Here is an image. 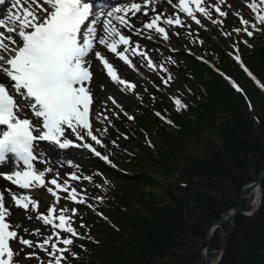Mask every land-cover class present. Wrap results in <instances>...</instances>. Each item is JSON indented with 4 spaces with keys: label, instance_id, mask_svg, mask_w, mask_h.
<instances>
[{
    "label": "snow or ice",
    "instance_id": "obj_1",
    "mask_svg": "<svg viewBox=\"0 0 264 264\" xmlns=\"http://www.w3.org/2000/svg\"><path fill=\"white\" fill-rule=\"evenodd\" d=\"M8 2L9 0H0V5H6ZM11 2L12 8L19 11L14 12L7 20L0 18V126H3L0 128V165L5 164L11 156L15 158L18 170H10V174L0 171V175L21 190L45 189L53 198V202L44 214L39 211V201L32 196L20 195L7 185H0V264H23L15 257L24 252L25 247L47 253L52 257L47 264H62L68 259L65 254L74 255L70 246L74 244L73 238H81V234L74 226L77 209L61 207L62 197L58 193H66L64 198L74 204H84L85 199L68 181L61 183L58 173L45 182L46 174L52 173L53 169L39 170L35 166L39 158L37 143L46 141L61 150L70 147L83 148L101 160H107V157L101 156L91 144L74 143L69 136L74 135L77 141H83L87 136L96 144H101V140L93 134L89 119L93 104L90 88L94 75L91 70L93 60L103 66L111 82L127 89H135L134 84L118 75L116 66L98 50L97 45L135 70L128 55L131 51L133 55L145 58L147 66L155 71L152 60L145 52L139 50L140 45L133 43L131 37L121 31L123 28L137 36L143 35L142 30L136 29L132 18H138V14L147 17L149 13L145 9L150 0H145L143 6L131 2L106 13L97 12L87 0ZM169 3H172V0H169ZM219 3L220 0H216L214 12L220 17H225L227 13L221 10ZM174 7L198 25L201 24V19L197 13L213 24L222 23L209 11L211 6L207 0H179L178 5ZM249 7L253 13H257L255 4H250ZM104 16L107 18L102 19ZM255 19L264 26V15L256 14ZM240 22L244 27L234 31H244L251 37L253 31L248 30L249 22L243 18ZM98 24L102 26L103 35L99 34ZM117 24L120 27H117ZM163 25L177 28L185 26L179 15L172 18L156 14L142 25V28L149 32L145 38L151 40L152 33H155L167 41L169 33ZM251 27L254 31L257 30L256 24ZM235 59L240 62L238 55ZM244 70L247 71L246 68ZM170 79L169 76L163 83L167 85ZM100 88L103 90L104 85H100ZM237 91H240L238 87ZM108 99L116 103L112 97ZM173 102L178 112L187 107L179 99L173 98ZM104 119L107 120V116ZM128 119L133 117L128 116ZM68 175L72 181L81 179L75 173ZM83 179L90 181L91 177L85 176ZM252 190H255V187ZM244 194L247 195V191ZM13 209L24 210L29 219L34 218L43 226H50L51 231L45 234L40 228L34 231L22 228L20 223L11 220ZM32 213H35L34 217ZM80 227L85 225L81 223ZM17 229L33 237L41 236L43 239H27L20 235ZM13 243L21 247L14 248L11 246ZM25 256L36 257V252H26Z\"/></svg>",
    "mask_w": 264,
    "mask_h": 264
},
{
    "label": "rangeland",
    "instance_id": "obj_2",
    "mask_svg": "<svg viewBox=\"0 0 264 264\" xmlns=\"http://www.w3.org/2000/svg\"><path fill=\"white\" fill-rule=\"evenodd\" d=\"M207 2L213 5V7H209V11L213 12V16H219L214 12V7L216 6V0H207ZM250 2L251 0H220L219 6L221 7L222 11L231 10L233 13H236L241 8L249 5ZM167 10H168V17L174 18L175 16H177L175 13H173L174 10L173 8L169 7L167 8ZM197 15L203 23L206 22V19L200 17L198 13ZM242 18L249 22L248 25H252L255 22L253 19H249L246 17H242ZM181 20L184 21V24H186L184 30L186 31L187 36L193 35L196 32V30L200 31V29H197L198 26H195L191 22L189 23L187 19H181ZM240 21L241 18L237 20L235 24L236 29H240L243 27ZM201 29L207 38L213 36L210 41L211 45L206 47L205 51L203 52L204 56L214 64L216 62L226 63L228 58L231 68H226L225 70L228 72V75L232 80V82L230 83L235 85L233 89L234 92L241 95L245 99L246 103H247L246 99H248L249 102L247 105H249L250 103H252L253 105V107L249 109L250 114L244 111L245 107L239 101H237L236 104L237 107L236 110H234L235 107L233 103L235 102V100H233L232 97L229 95H222L221 105L218 107V111H217L218 124L221 125L222 127L226 125L227 127H234V128L238 127L237 128L238 137L236 138L235 143L232 144L227 141L223 143L224 140L221 137L220 138L217 137L216 131L212 129L208 130L209 128H211V124H209L204 129L201 130V133L204 135V137H206V139L210 140V143L214 141L216 144L220 145V151L218 152H210L205 154L204 153L205 146H201L202 144H204L203 142L191 149H186V150L182 149L181 152H176L174 157H180L179 164L177 163L172 164L171 162L165 168L159 166H153L152 164L154 161H151L149 164L143 165L142 167H137V162L136 163L127 162L124 164V159L115 157V154H112L110 156V158H113V160L117 163L118 166H121L127 171L131 169L132 170L145 169L149 173L153 174V176L159 179L163 184L170 183L168 180L164 179L165 176H171L172 178H174L172 180V183L175 184L181 183L183 181L190 182L187 179H188V175L191 173L199 175V174H205L208 172H215L216 170H219L220 173H224L225 175L229 176V180H228L229 187L224 186L221 183V181H220V185L192 184L189 188L185 190L175 189L174 185L164 186V185H156L150 182L148 184L140 185V191L138 192L141 193L143 199V203L141 205L144 206L146 203V206L144 207L143 211L146 214L148 211L149 216L152 219H154L153 215L155 214L160 219H164V218L170 219L171 213L170 211L166 210L168 207H170L172 211H174V208H179L182 211L181 214L184 215V217L179 213H177L176 211H174L173 216L175 217V219L183 218V220H185V223H183L181 229V235L188 234L187 238L182 240L183 243L182 246L183 249L185 250H187V247H193L196 250L199 249V247L203 248V239L200 236L202 225H204V223L209 224L212 220L217 218V216L214 214L215 210L210 208L209 203H207L204 206L199 203V202H206L211 200V198L208 197L207 191L214 190L210 192V195L212 197H216V193H215L216 191L219 197L223 199L220 206V212L223 215L235 203L238 197L237 190L245 185H249L258 178L261 169L263 168L262 165L264 163V129H261L260 125L256 121L255 123L252 122L250 119L252 114L254 118L255 115H257L262 119L264 123V101H263L264 93L257 92L256 99L258 98V100L257 103L253 104L254 100H252V96L254 95L253 88L255 87V85L245 75L246 71L244 72L245 69L244 65L240 62H237L235 59L237 55L241 56L244 53H250L251 56H254L255 50H257V48L260 46V43L257 40L247 41L242 38H225V35L222 33V30L219 29L216 25L214 26L216 32L215 35H211V33L207 31V29L204 26L201 27ZM172 30L177 31L178 28L173 26ZM242 36L243 35H241V37ZM188 40H190V37H188ZM176 42L178 43V45L183 46L184 48H188L189 46V44L185 41V39L183 42L181 40H176ZM263 44H264V37H263ZM155 47L161 48L159 45ZM231 50H235L236 52ZM154 53L155 55H158L157 50H154ZM255 63L256 65H258L257 69L259 71L250 63L249 64L259 74L261 73L260 75L262 77L261 76L259 77H261V79L264 81V64L260 65L261 60L259 58L255 59ZM246 64L248 65L247 62ZM180 70L182 71V68ZM200 75H202L203 77H207L208 73L202 72V70L191 69L189 72V76L187 77L189 81L192 83V85L195 86L196 88H200L201 83L198 82L197 79H190V78H195L196 76H200ZM237 76L240 77V80H236ZM140 82L141 81L139 82L137 81L134 90L124 88L121 91L114 92L113 95H111L110 97H112L116 101L115 104L112 103V101L107 98V95H109L108 92L104 93L103 96L105 97V101L101 105H97L96 108H94V113H95L94 117L96 122L101 121L102 118L109 115L115 109L119 108L124 110L125 107L130 102L138 101V98L140 99L139 97L140 92L143 88L142 85H140L142 84ZM178 83L179 82H177V84L174 83L172 85V88L170 89L169 92L170 95L177 96ZM237 87L240 89V91H237ZM249 91L252 92V96L248 93ZM159 96L161 97V95ZM256 106H258V109ZM97 113H102V114L97 116L96 115ZM146 114L150 116V118L146 119V122H141L139 125L133 124L132 126L137 129L143 130L146 134H150L151 131L153 130L152 127L154 125L156 115L153 116L152 111L151 113L150 111L146 112ZM234 114H237V116H233ZM137 118L139 119L140 117L138 116ZM229 122H231L232 124H228ZM123 130L128 131L127 128H123ZM150 137L152 138L153 144L157 143L158 140L155 136L150 135ZM258 138H260L261 140L258 141ZM257 141L259 142V147H257L254 143ZM145 142L148 143L149 140H145ZM65 155H67V153H65ZM76 155L82 156L83 154L81 152H78ZM194 158L207 159L208 161H213L214 164L211 163L210 166L201 165L199 168H195V169L185 167L184 163H186L188 159L193 160ZM70 162H71V166H69L66 169V172L75 173L77 175L76 163L74 161H70ZM197 162L200 163L199 160ZM231 162L233 163V167L228 166V164ZM62 179L66 180L65 175H62ZM114 182L115 183L110 184V187H114L116 191L110 197L112 198V200L117 195L118 192H122L123 190L128 189V187L135 186V185L123 184V183H119L117 186L116 181ZM68 183L72 184L77 188L78 193L81 194V197L85 199L84 204L86 205L87 204L86 202L89 201L90 196H89V190L85 187L84 181L82 179H79L77 181H72V182L68 181ZM42 196L44 198V201L42 202V205L39 207L40 212L47 210L48 207L53 202V200L48 201V198L44 194ZM64 200L62 199L60 203V206L62 205V207H64ZM84 204L71 203L68 206L77 209V217L74 218L75 219L74 226L76 227V229H77V225H79L78 208ZM194 204L197 206H195ZM191 206L195 207L196 209L192 210ZM242 208L244 215L245 214L250 215L246 217L253 216L252 217L253 225L255 224H257L258 226L262 224L264 225V222L261 221L264 218V180L260 186V190L258 193L255 192L250 193L243 200ZM89 210L91 211V209ZM108 216L111 219H113V215L109 212H108ZM81 218L87 224H94L97 227L99 226V220L95 218V216L92 213L88 212L87 210H83L81 212ZM24 221L27 224L26 226H22V228L27 229L28 227H30L33 229V231L36 228H40L36 224V222L31 221L27 216L24 219ZM164 222L165 220H161L160 223L157 224L158 225L164 224ZM102 224H104V222H102ZM229 225L231 226L227 229H224V227L228 225L220 228L219 235L216 240V244L212 246V250H213L212 258L215 264L221 263L225 253V248L228 245V241L233 228L232 226L233 223ZM152 229L153 226L148 227V226L140 225L137 231H141L143 234H146L153 232ZM50 231H51V227H49V231L45 232V234L49 233ZM25 238L35 239L36 241H41L43 239V237L41 236L33 237L29 234ZM75 242L77 241L75 240ZM204 248H205V242H204ZM30 250L35 251L36 257H38L39 259H37L36 257L33 258L24 257V259L22 260L23 264H39V261L42 262L48 261L49 256L47 255V253L39 251L38 249H27L25 247L24 252H30ZM131 250H132L131 248L126 249V252ZM66 255L69 257V254ZM204 260H205L204 254H200V256L198 257V259L195 261L194 264H204ZM62 264H65V261L62 262Z\"/></svg>",
    "mask_w": 264,
    "mask_h": 264
},
{
    "label": "trees",
    "instance_id": "obj_3",
    "mask_svg": "<svg viewBox=\"0 0 264 264\" xmlns=\"http://www.w3.org/2000/svg\"><path fill=\"white\" fill-rule=\"evenodd\" d=\"M263 37L258 40L260 46L257 50H255L254 56H251L250 53H244V57L248 65L250 66L251 64L256 69L258 67L255 63L256 58L261 60L260 65L264 64ZM220 63L224 69L231 68L228 58L226 63ZM252 66L250 67L258 74V76H261V73L259 74ZM189 69L202 70V72L208 73L207 77L200 75L195 78H190L197 79L198 82L206 85L204 93L199 94L197 88H194L195 86H193L187 78L188 76L184 77V80L192 86V88L185 91L188 103L187 110L180 113L175 112L172 105L167 103L166 98H162V103H159L158 108L163 112H169L173 125L167 124L155 118V122L152 127L153 130L150 134H148V136L153 135L158 141L157 143H154L152 147L145 144V134L142 130L136 128L132 135H130L129 131H126L130 140H125V142L134 143L135 148L132 152V156H128L124 159V164L127 162H137V167H142L143 165H147L151 161H154L152 164L153 166L165 168L171 162L172 164H179L180 157H174L176 152H181L182 149H191L203 142L204 144L201 146H205V154L218 152L220 151V145L216 144L214 141L210 143V140L206 139V137H204L201 133V130L209 124H211V128L208 130L212 129L216 131L217 137H221L224 140L223 143L226 141L232 144L235 143L236 138L238 137V127H227V125L222 127L219 125L217 120V111L218 107L221 105L222 95H229L233 100H235L233 103L235 107L234 110H236V104L237 101H239L245 107L244 111L249 113L250 108L248 107L245 99L241 95L234 92L229 84H227L220 76L215 74L209 68H206L205 66L193 65L189 67ZM236 78L237 80H240L239 76ZM257 92L262 93L255 87L253 88V96L252 92H248L252 96V100H254L253 104L257 103ZM256 107L258 109V106ZM233 116H237V114H234ZM148 118H150V116L145 114L136 122V125H139L141 122H146V119ZM250 119L252 122L256 121L260 125L261 129H264V123L260 117L255 115L254 118L252 114ZM228 124L232 123L229 122ZM123 128H125V126H123ZM126 128L129 130L130 128L135 127L127 126ZM259 140L261 139L258 138V141ZM258 141L254 142L257 147H259ZM135 150H137V152ZM198 160L200 163L197 162ZM211 163L214 164L213 161H208L207 159L194 158L193 160L188 159L184 165L187 168L195 169L199 168L201 165L210 166ZM228 166L233 167V163H229ZM262 166L264 167V163ZM122 170L126 173L112 171V175L116 180L117 186L119 183L131 184L135 186L128 187V189L118 192L112 201L108 200L106 203L107 214L109 212L113 215L112 223H105L103 220L102 222H104V224H102V222L99 224L97 227V233L102 234H98L95 241L90 245L94 254H91V256L87 254L81 264H194L200 254H203L204 251L203 234L205 229L212 221L218 219L222 215L220 212V206L223 199L219 197L216 191V197H212L210 195V192L214 190L207 191L208 197H210L211 200L199 203L203 206L209 203L210 208L215 210L214 214L217 218L211 222L209 221V224L204 223V225H202L200 236L203 239V248L199 247V249L196 250L193 247H187V250H185L182 246V240L187 238L188 234L181 235L182 225L185 223V220H183V218L175 219L173 216L174 211L180 215H182V211L179 208H174V211H172L170 207H168L166 210L171 213L170 219H160L156 216V214L153 215L154 219H152L149 216L148 211L147 214L143 211L146 203L144 206L141 205L143 203V199L141 193L138 192L140 191V185L148 184L150 182L156 185H174L175 189L185 190L192 184L220 185L221 181L224 186L229 187V176L224 173H220L219 170L199 175L191 173L188 175L187 179L190 182L183 181L176 184L172 183L174 178L171 176H165L164 179L168 180L170 183L163 184L159 179L154 177L153 174L149 173L145 169H131L127 171L122 168ZM242 188L237 190L238 195ZM111 189L115 188L111 187ZM115 192L116 191L114 190V193ZM235 203L230 207V209L234 207ZM191 207L192 210L196 209L193 206ZM182 216L184 217V215ZM252 217L239 215L233 222V228L228 245L225 248L224 256L219 264H264V225H253ZM161 220H165L164 224L158 225L157 223H160ZM261 221L264 222V218ZM140 225L148 227L153 226V232L143 234L141 231H137ZM230 226L231 225H228L224 227V229H227ZM219 230L220 229H218L212 237V246L216 244ZM129 248L132 250L126 252V249Z\"/></svg>",
    "mask_w": 264,
    "mask_h": 264
},
{
    "label": "bare ground",
    "instance_id": "obj_4",
    "mask_svg": "<svg viewBox=\"0 0 264 264\" xmlns=\"http://www.w3.org/2000/svg\"><path fill=\"white\" fill-rule=\"evenodd\" d=\"M102 35H103V32H102ZM116 64H117L118 68L123 69V65L121 63L116 61ZM91 70L93 71V73L95 75V80H94L93 84L91 85V91H92L93 95L96 97V99L98 101H100L103 98L104 92H106V89H107L106 83L104 81L106 79L104 76H102L99 67H97L94 63H93V67ZM100 85H104L103 90H101ZM108 88L114 89L111 85L108 86ZM57 150L58 149H56V150H47L45 148L42 149L43 157L41 158L39 163L41 165H45L49 161H53L59 165L60 164L63 165L65 163L66 158L65 157H58L57 156V153H58ZM42 161H45V162H42ZM15 163H16L15 158L10 156L8 161L5 164L0 165V171L1 170H9V169L13 168ZM5 185H7V184H5ZM7 186L10 187L13 191L19 193L20 195H28L23 190L15 189L14 187L9 186V185H7ZM255 193H258L257 190L255 191ZM32 197L37 200L36 197H34V196H32ZM12 213H13L11 216L12 221L20 223L21 226H26L27 223L24 221V219L26 218V215L24 214V211H20V210H14L13 211L12 210ZM14 215H16L19 219L17 220L14 217ZM41 228L43 229L41 231L42 233L46 232V230H45V229H47L46 226L41 225Z\"/></svg>",
    "mask_w": 264,
    "mask_h": 264
},
{
    "label": "water",
    "instance_id": "obj_5",
    "mask_svg": "<svg viewBox=\"0 0 264 264\" xmlns=\"http://www.w3.org/2000/svg\"><path fill=\"white\" fill-rule=\"evenodd\" d=\"M263 180H264V167L255 181H253L252 183H250L249 185L245 186L244 188L240 190L238 199L234 207H232V209L229 211V213L221 215L218 219L212 221L208 225V227L205 229L204 234H203V238L205 242L204 264H215L212 258L213 250H212V244H211V239L214 233L218 229L224 227L225 225L232 224L239 215L244 214L243 208H242V203H243L244 198H246L250 193H253L256 190L259 191ZM253 187H255V190H252ZM245 191H247L248 193L247 195L244 194Z\"/></svg>",
    "mask_w": 264,
    "mask_h": 264
}]
</instances>
